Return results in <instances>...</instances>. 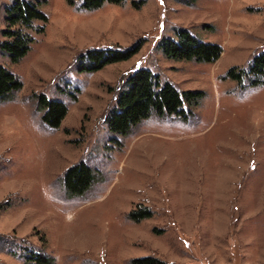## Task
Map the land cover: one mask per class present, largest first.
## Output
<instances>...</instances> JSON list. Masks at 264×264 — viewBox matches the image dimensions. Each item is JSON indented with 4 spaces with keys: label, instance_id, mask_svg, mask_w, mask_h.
I'll list each match as a JSON object with an SVG mask.
<instances>
[{
    "label": "rangeland",
    "instance_id": "1",
    "mask_svg": "<svg viewBox=\"0 0 264 264\" xmlns=\"http://www.w3.org/2000/svg\"><path fill=\"white\" fill-rule=\"evenodd\" d=\"M36 2L47 22L0 65L20 89L0 100V264H264V80L238 82L264 51V0H125L83 10L80 0ZM0 0V43L5 12ZM41 29V30H38ZM185 29L216 43L213 63L167 58L160 39ZM130 52L84 70L89 51ZM146 68L160 83L201 93L183 115L151 113L122 137L106 124L125 81ZM67 108L55 129L40 96ZM83 162L95 172L81 195L62 177ZM147 211L136 220L132 213Z\"/></svg>",
    "mask_w": 264,
    "mask_h": 264
},
{
    "label": "trees",
    "instance_id": "2",
    "mask_svg": "<svg viewBox=\"0 0 264 264\" xmlns=\"http://www.w3.org/2000/svg\"><path fill=\"white\" fill-rule=\"evenodd\" d=\"M80 8L93 10L100 8L105 2L121 4L125 0H80ZM47 22L45 15L38 8L36 2L14 0L5 12L7 28L2 31L5 40L0 43V50L16 63L29 50L33 39L25 29H33L34 21ZM41 30V29H38ZM174 37H164L158 43V49L174 60H188L203 63H213L221 54L220 46L216 43H207L192 36L185 29H177ZM130 52L96 51L88 52L82 60L87 65L84 70H97L107 63L124 60ZM250 74L253 85L262 84L264 80V51L252 58L248 71L231 68L227 77L241 82L245 74ZM21 82L15 74L5 66L0 65V100H10L20 89ZM201 93L180 92L170 83H160L156 76L146 68L137 69L125 81L123 90L119 93L115 107L108 113L106 124L109 129L122 137L129 134L133 128L147 118L151 113L158 115H183V104L194 103ZM38 108L42 109L43 123L52 129L59 126L67 113L65 104L57 99L49 100L40 96ZM66 193L70 196L81 195L86 192L95 180V172L83 162L68 168L62 177ZM136 220L145 218L149 213L140 211L132 213ZM31 259L35 264H48L50 259L39 254H33ZM134 264H164L162 261L147 257L133 261Z\"/></svg>",
    "mask_w": 264,
    "mask_h": 264
}]
</instances>
